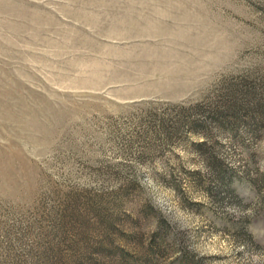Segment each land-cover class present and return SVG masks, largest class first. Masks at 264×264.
<instances>
[{"label": "rangeland", "instance_id": "1", "mask_svg": "<svg viewBox=\"0 0 264 264\" xmlns=\"http://www.w3.org/2000/svg\"><path fill=\"white\" fill-rule=\"evenodd\" d=\"M0 264H264V0H0Z\"/></svg>", "mask_w": 264, "mask_h": 264}]
</instances>
